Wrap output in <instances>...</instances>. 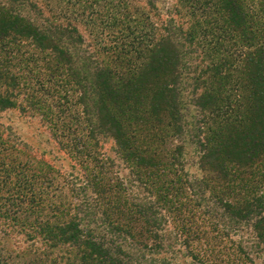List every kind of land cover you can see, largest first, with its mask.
<instances>
[{
    "label": "trees",
    "instance_id": "obj_1",
    "mask_svg": "<svg viewBox=\"0 0 264 264\" xmlns=\"http://www.w3.org/2000/svg\"><path fill=\"white\" fill-rule=\"evenodd\" d=\"M186 1L201 11L188 30L170 15L146 34L135 17L138 64L122 41L107 61L67 28L56 60L82 109L65 137L90 154L48 203V174L36 190L41 172L0 164V215L30 255L21 262L0 242V264H264V0ZM28 6L0 0L2 46L26 39L53 53ZM13 94H0L1 109ZM108 140L114 153L101 151Z\"/></svg>",
    "mask_w": 264,
    "mask_h": 264
},
{
    "label": "rangeland",
    "instance_id": "obj_2",
    "mask_svg": "<svg viewBox=\"0 0 264 264\" xmlns=\"http://www.w3.org/2000/svg\"><path fill=\"white\" fill-rule=\"evenodd\" d=\"M30 2L32 8L28 6L27 12L32 14V19H38L43 31L49 29L47 37L50 38L44 43L45 46L51 45L54 51L52 53L49 49L37 48L29 40L24 39L20 44H9V47L17 48L12 52L3 47L0 40V70H4L6 75L15 74L18 78V85L15 88H12L13 84L9 80L0 79V94L6 95V91L10 92L12 89L14 91L11 97L14 104L4 109L0 108V164L3 161L10 164L14 161L21 167H29L32 172H41L36 177L40 180L35 186L36 190L40 189L39 184L45 181V174H48V180L54 183L48 195L41 197L46 198L48 203V200H58L60 195L68 194L66 190L56 191L54 187L68 173L75 174L79 171L81 159L90 154L86 151L80 155L70 150L65 137L71 121L70 116L72 113L75 117L79 116L82 109L81 90L72 82L67 70L60 67L56 60V57L60 56L59 51L67 45L66 37L69 32L67 28L76 29L71 34L82 37L84 46L92 52L99 51V57L107 61H110V57L106 52L115 49L117 43L120 46L122 41L127 51H133L132 63L138 64L142 60L145 46L142 45L140 49L139 45L128 41L134 35L131 34L130 28L136 22L135 17L143 18L148 24L143 23V31L146 34L151 31L153 35L155 31H160L164 19L170 15L188 30L199 17L195 13L201 15V11L192 10L186 0L154 2L30 0ZM248 2L254 9L259 8L260 0ZM38 9L42 11L41 15L37 13ZM60 25L61 28L54 30V26ZM137 34L141 35V32L138 31ZM80 42L78 44L75 42V45L80 47ZM56 52L57 54H54ZM171 137L168 138V142ZM112 147V140H108L101 151L114 153ZM101 154L103 153H100V158ZM89 163L92 165L91 161ZM191 171L195 173L197 170L192 167ZM3 194L7 195V192L4 191ZM47 212L46 210L44 214ZM21 216L27 217V214L22 211ZM34 216L35 214L28 219H33ZM4 218L1 214L0 242L4 250L21 262L29 260L30 255L25 254L29 240L20 231L19 226H9V221ZM257 260L262 262V259Z\"/></svg>",
    "mask_w": 264,
    "mask_h": 264
}]
</instances>
